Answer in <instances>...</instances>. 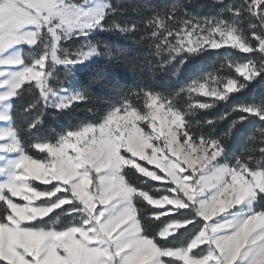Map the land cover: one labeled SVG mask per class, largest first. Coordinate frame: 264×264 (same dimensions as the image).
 I'll return each mask as SVG.
<instances>
[{
    "label": "snow or ice",
    "instance_id": "6c2138e0",
    "mask_svg": "<svg viewBox=\"0 0 264 264\" xmlns=\"http://www.w3.org/2000/svg\"><path fill=\"white\" fill-rule=\"evenodd\" d=\"M183 9L182 4L166 5L161 10L152 8L144 23L106 25V16L129 9L113 8L110 2L96 8L92 0H0V122L4 123L0 174L8 177L0 184V203L4 204L0 264H264V206H260L264 204V124H257L260 146L246 150L234 165H228L219 159L225 154V144L195 133L188 119L226 101L264 72V0H244L240 7L225 9L232 20L191 17ZM132 10L144 11L147 6ZM245 11L255 18L247 29L236 19ZM96 29L128 37L140 33L136 46L147 48L146 57L158 58L157 63L148 60L149 78L178 55L225 45L259 59L235 64L234 72L242 81L216 78L212 83L217 87H211L202 78L176 94L214 97L210 102L197 100L181 107L176 97H162L147 88L129 89L99 124L69 132L56 143L38 141L28 146L45 154L37 159L12 125L8 106L26 84L39 91L40 97L25 111L42 105L31 130L42 123L43 109L66 110L97 99L87 90L71 93L63 81L58 87L51 85L58 65L74 68L93 56H103L144 78L145 67L136 59L139 53L101 51L87 41ZM81 37L86 41L82 47L74 52L64 48L62 42ZM22 44L41 49L32 64L12 55L11 50ZM165 56L169 59L164 60ZM234 111L247 115L234 120L225 137H231L248 115L264 121V101L240 105ZM227 115L204 123L215 125ZM130 176H136L139 184ZM34 181L53 187L39 190ZM149 181L161 183L151 191L140 186ZM41 200L43 205L38 203ZM138 200L157 211L145 218L136 206ZM65 205H71L70 213L80 214L79 225L45 230L35 223ZM186 208L195 215L177 222L174 214ZM241 208L246 210L240 212ZM145 219L163 224L155 237L147 234ZM182 227L195 234L187 244L170 246V239H176Z\"/></svg>",
    "mask_w": 264,
    "mask_h": 264
},
{
    "label": "trees",
    "instance_id": "16d2710c",
    "mask_svg": "<svg viewBox=\"0 0 264 264\" xmlns=\"http://www.w3.org/2000/svg\"><path fill=\"white\" fill-rule=\"evenodd\" d=\"M110 2L113 8H128V11L116 12L114 14L105 17L104 23L110 25L115 22L119 25L128 23L141 24L146 21V18L151 15V9L157 8L161 10L166 5L182 4L184 6V12L189 16L194 15L198 11H208V6L204 4L202 0H105ZM233 4L243 5L239 0H232ZM144 8L147 6V10L133 11L135 7ZM141 34L137 33L132 37H128L126 34H121L114 31H104L98 36L90 38V42L96 45L101 51H108L109 49L116 51L118 49L126 50L128 55L136 56L138 65L145 67L144 78L141 79L139 75L128 71L126 68L115 64L108 59L100 56V59L90 64L86 69L77 75L76 88L80 91L87 90L92 96L97 99L88 100L84 103L74 104L70 110L57 111L50 110L48 108L43 110L42 123L38 124L35 128L29 130V126L37 120L40 115L32 114L34 108L30 111L29 105L34 104L40 97L39 91H37L32 85H25L21 94L17 97L13 104V122L14 127L20 130V138L23 144L31 155L37 159H41V155L38 152L33 151L30 145L38 141H48L56 143L61 136L66 135L69 132L75 131L85 125L99 124L103 117L112 109L113 106L119 105L124 93L129 89L147 88L160 94L162 97H176L175 102L181 107H187L189 103L187 93H180L176 96L181 89L186 88V83L189 82L191 75H197L199 71H202L205 66L193 67L192 65L184 66L180 68L179 72L176 70V61L172 60L167 67L160 71L157 69L158 74L154 78H149V72L147 69L150 67L148 60H152L153 63L158 62V58L146 57L145 53L147 48H138L135 41L140 39ZM145 45L149 44L148 40L144 41ZM258 57V55H256ZM254 57V56H253ZM169 57L165 56L164 60H168ZM249 59L247 56H239L237 61L244 63ZM208 64L211 69H219V59L212 58ZM201 65V64H198ZM238 81H242V77H238ZM245 93L240 95H232L229 101H220L215 107H211L209 110H200L194 115L188 117L193 124V131L200 135L206 136L211 139L219 140L225 144L226 150L231 154V157H236L240 153L236 150L231 142V137H225V133L228 132L232 122L238 118V111L232 113V111L240 105H260L261 101H264V72L261 73L253 82L247 83L244 87ZM134 103H142L138 99L133 100ZM227 115L226 119L220 120L215 125L205 124V121L217 120V118ZM243 152L246 150L255 149L253 143L244 144L241 146ZM238 150L240 148H237ZM233 150H236L234 152ZM135 176H130L133 182L139 184L135 179ZM141 186V185H140ZM145 189L150 188L148 186H141ZM148 187V188H147ZM151 191V190H150ZM136 206L141 209L143 216L145 212L142 210V202L136 201ZM264 206V204H261ZM154 212V211H153ZM153 212L148 213L151 215ZM60 214V213H59ZM58 214V215H59ZM147 214V215H148ZM4 213H2V216ZM146 218V217H145ZM65 223V222H64ZM147 225V234L155 237L158 231L163 226L159 223L156 230H149V223L147 219L144 220ZM200 223V222H198ZM79 224V222H78ZM201 224V223H200ZM72 223H65L61 229L70 227ZM192 228V225L189 227ZM195 232H185L182 230L176 239H170L169 244L172 247L177 240L185 239L189 241Z\"/></svg>",
    "mask_w": 264,
    "mask_h": 264
},
{
    "label": "rangeland",
    "instance_id": "374dc122",
    "mask_svg": "<svg viewBox=\"0 0 264 264\" xmlns=\"http://www.w3.org/2000/svg\"><path fill=\"white\" fill-rule=\"evenodd\" d=\"M202 1L204 2V4H206L208 6V11H204V12L198 11V12L194 13V15H192L191 17L203 18V17H220V16H223L227 20H232L233 17H232L231 12L225 11V9H228L229 7H240L241 6L238 4H233L232 0H223L222 3H214L213 0H202ZM75 2L79 3V2H82V0H75ZM239 2L242 3V0H239ZM92 5L96 8H105L106 2H105V0H92ZM236 19H237V22L240 24V26L244 27L245 29H247V25L249 24L250 21L255 22V18L252 17L247 11H245L242 16H240ZM255 31H260V29L257 28V29H255ZM102 32H104V31H101L99 29L92 31L91 34L89 35V37L87 38V41H90L91 37L98 36ZM62 43H63L65 49H67L69 52H74L76 49L82 47L86 43V41H85V38L81 37L80 39H70V40L64 41ZM40 50L41 49H39V48L28 46L26 44H22V45L17 46L16 48L12 49L11 52H12V55H14V56L19 55L23 59L25 64H32L34 56L38 55ZM242 55L249 57V59H253V58L259 59V57H257L256 54L240 53V52H238V50L232 49L230 45H225L223 48H221L219 50L208 49V50H203V51L196 53V54L183 53L181 55L176 56L174 60L176 61L177 72H179L180 68H182L184 66H188V65H192L193 67L205 66V68L202 71H199L197 73V75H191L190 77H188L190 80L188 83H186V86L188 84L192 83L193 81L197 80V79L203 78V79H206L207 81L210 82L211 87H217V85L212 83V81H214L216 78H220L223 80H226L230 77L231 78H237L236 76H238V74L234 72V67H235V64L241 63V62L237 61V58H239V56H242ZM212 58L219 59V63H220L219 69H215V68L211 69L210 68V66H209L210 64H208V63L211 62L210 60ZM99 59H100V56H93L92 59L87 61L85 64L76 65L74 68L65 67L63 65L56 66L54 73H53V77H50V84L53 85L54 87H58L59 83L61 81H63V87L69 89V91L71 93H74L76 91H80L76 88L77 75L80 72H82L84 69H86L90 64L98 61ZM249 59H246V60H249ZM198 64H201V65H198ZM231 65H232V67H231ZM16 70L17 69H12L11 71L14 72ZM257 77H254L251 82H253ZM202 82H203V80H202ZM251 82H249V83H251ZM26 85H28V84H26ZM222 86H223L222 84L219 85V87H222ZM245 90L246 89L243 88L239 92L230 94L228 99L226 101H224V103L229 101V99H231L232 95H235V96L240 95L241 93H245ZM16 99H17V97L12 98L9 102V105H8L11 108V115L13 114V104H14ZM214 99H215L214 97H205L199 93L193 94L192 97L188 96V100L191 103H194L197 100L210 102ZM73 105L66 110H58L56 107H48V109L57 110V111H67V110H70L73 107ZM250 105H253V104H250ZM215 106H217L216 103L213 107H215ZM41 111H42V105H37L34 108V112L32 114L40 115ZM234 112L235 111L233 110L232 113H234ZM244 115H247V114H244V113L239 114L238 118L235 120H239L241 118V116H244ZM258 123L264 124V121H258L256 117L248 115V118L243 120V122L238 124L236 126V128L234 129L233 134L231 136V142L234 145V147L236 148V150L240 153V155H241V153H246V152H243V150L241 148V146H243L244 144L253 143L255 149H257L260 146V129H259V126L257 125ZM12 125L14 126L13 117H12ZM85 126H87V125H85ZM3 127H4V123L0 122V128H3ZM82 127H84V126H82ZM82 127H80L79 129H81ZM79 129H77V130H79ZM77 130H75V131H77ZM66 135L61 136L60 139ZM252 136H255L254 140L249 139V137H252ZM246 141H247V143H246ZM237 148H240V149L238 150ZM236 150H233V151L236 152ZM38 153L41 155V159H43L45 154L40 153V152H38ZM240 155H237L236 157H231L230 152L228 150H226L225 154L219 158L220 163H222V164L226 163L228 165H234L237 157H239ZM3 159H4V157L0 156V160H3ZM149 167L154 168V166H149ZM0 173H3V169H0ZM7 178L8 177L6 174H0V184L5 183L7 181ZM134 179L139 183V179H137L136 176L134 177ZM160 183L161 182L149 181L147 184H143L141 186H148L151 190L152 188L158 186ZM33 185L37 189L45 190V191L51 190L53 187V185H43L39 181H34ZM61 195H63V193H61ZM13 199L16 200L17 202H22V201H20V198H13ZM51 199L54 201V200H56V197H52ZM38 203L43 205L45 203V201L41 200ZM70 208H71V205H65V206H63V208L56 209L51 215L46 216L42 220H38L35 223L39 227L44 228L45 230H50L53 228H55L56 230H62L61 228L66 222L72 223L73 225H71V226L79 225L81 223L80 214L70 213ZM142 210H143V212H145L146 218L152 215V214L149 215L148 213H151L153 211H157L156 209L151 208V206H148V205H146V203H143V202H142ZM245 210H246L245 208H241L239 211L243 212ZM2 213H4V204L0 203V217H2ZM189 214H191L192 216L195 215V213L191 209L186 208V209L180 210L179 212H176L174 215L177 217V222L183 223L184 217L189 216ZM217 218H219V217H217ZM217 218H214V219H217ZM225 218H228V217H225ZM165 219H168V217H165ZM78 222H79V224H78ZM198 222H200L201 224L203 223L202 220H200ZM158 225H159L158 221L155 223H149V230L150 231L154 230V229L156 230ZM187 226L189 228L191 226V224H188ZM182 230H184L183 227L177 231L176 236ZM187 243H188V241L186 242L185 239L183 238V239L177 240L173 246L179 247V246L187 244Z\"/></svg>",
    "mask_w": 264,
    "mask_h": 264
}]
</instances>
